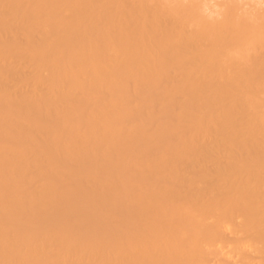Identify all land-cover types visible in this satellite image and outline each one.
<instances>
[{
	"label": "bare ground",
	"instance_id": "bare-ground-1",
	"mask_svg": "<svg viewBox=\"0 0 264 264\" xmlns=\"http://www.w3.org/2000/svg\"><path fill=\"white\" fill-rule=\"evenodd\" d=\"M0 264H264V0H0Z\"/></svg>",
	"mask_w": 264,
	"mask_h": 264
}]
</instances>
